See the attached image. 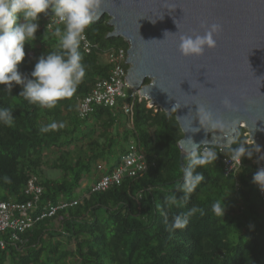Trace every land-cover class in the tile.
<instances>
[{"label": "trees", "instance_id": "obj_1", "mask_svg": "<svg viewBox=\"0 0 264 264\" xmlns=\"http://www.w3.org/2000/svg\"><path fill=\"white\" fill-rule=\"evenodd\" d=\"M51 15H41L36 40L25 45L19 65L25 75L42 54L58 49L54 32L63 26L53 22L46 31ZM109 20L104 16L86 30L90 51L84 41L80 47L86 75L74 96L57 107L28 103L19 96V85L12 94L0 86V107L14 116L12 126L0 125V202L27 201L31 179L43 190L32 216L48 212L49 203L78 202L20 233L15 242L9 234L0 235L7 242L6 249L0 248V264H264V203L253 182L256 152L246 129L237 131L231 147L243 143L253 157L225 176L223 158L230 153L215 148L218 159L196 169L204 180L184 199L182 168L188 161L179 148L184 135L175 110L150 108L148 100L135 95L118 100L113 109L97 107L88 117L80 116L79 101L114 68L106 55L129 48L123 38L109 37ZM125 104H132L133 117L125 114ZM51 122L64 127L39 132L40 125ZM131 143L140 147L148 169L106 192H94L104 174L123 163ZM50 170L62 177L50 179ZM173 194L177 203L166 205L165 197ZM223 200L224 217L211 210ZM194 206L201 211L188 218L187 227L170 230L173 216Z\"/></svg>", "mask_w": 264, "mask_h": 264}, {"label": "water", "instance_id": "obj_2", "mask_svg": "<svg viewBox=\"0 0 264 264\" xmlns=\"http://www.w3.org/2000/svg\"><path fill=\"white\" fill-rule=\"evenodd\" d=\"M97 11L99 20L110 18L109 37L128 44L131 88L152 107L175 110L183 156L192 141L200 149L206 140L225 148V133L201 126L196 105L234 122L231 146L244 128L255 152L264 155V0H100ZM214 24L221 28L216 49L202 57L181 55V36L203 35Z\"/></svg>", "mask_w": 264, "mask_h": 264}, {"label": "clouds", "instance_id": "obj_3", "mask_svg": "<svg viewBox=\"0 0 264 264\" xmlns=\"http://www.w3.org/2000/svg\"><path fill=\"white\" fill-rule=\"evenodd\" d=\"M99 4L100 0H0V86H4L2 90L12 94L13 87L19 85L22 88L19 96L30 104L46 109H53L60 101L73 97L86 75L80 52L81 42L85 40L86 30L100 18L101 13L97 11ZM49 12L52 15L46 31L51 28L53 22L63 26L56 27L54 32L58 38V49L42 54L30 75H25L19 71V65L26 56L25 45H32L36 40L40 17L48 16ZM220 31V26L214 24L203 35L194 33L181 36V55L185 58L202 57L207 50L216 49L215 36ZM168 34L170 33H165L166 38ZM196 106V119L201 126L207 125L210 131L219 130L225 133L224 147L230 153L228 157L231 161L242 163L245 157H253L243 143L235 148L231 147V127L234 122H226L203 105ZM224 107L233 109L230 100L224 101ZM13 121L14 116L10 108L0 107V125L12 126ZM63 127V123L51 122L40 125L38 130L44 134ZM192 143V150L186 154L188 163L182 168L183 184L180 191L184 193V199H188L204 180L203 173L196 169L216 161L219 156L213 143L209 144L207 140L203 142L205 146L202 150L199 145L193 141ZM253 182L264 192V167L256 172ZM176 203L175 194L165 197L166 205ZM211 210L214 214L224 217V200L215 202ZM198 211L201 210L194 206L186 214L173 216L170 230L185 229L189 223L188 218Z\"/></svg>", "mask_w": 264, "mask_h": 264}, {"label": "built area", "instance_id": "obj_4", "mask_svg": "<svg viewBox=\"0 0 264 264\" xmlns=\"http://www.w3.org/2000/svg\"><path fill=\"white\" fill-rule=\"evenodd\" d=\"M84 42V47L89 52L90 46L86 40ZM106 57L108 62L114 65V68L106 80L99 82L87 96L79 101L78 110L82 118L91 115L97 107L115 108L118 100L128 98L125 91L133 90L126 79L129 70V62H127L128 51H111ZM126 66L127 68H125ZM135 95L139 96V93L133 90V94L130 97H134ZM149 107L153 108L151 105ZM124 111L126 115L133 117L132 104H125ZM219 149L223 153L225 148ZM223 163L225 176H230L242 167V163H234L228 156L223 158ZM253 165L257 170L264 167V155L256 152ZM147 169L148 163L140 147L135 143H131L129 152L123 158V163L112 172L104 174L93 191L106 192L114 186H120L125 179L135 178ZM258 191L264 203V192L259 187ZM24 193L28 200L23 203L12 201L0 202V235L9 234V241L11 242L17 241L20 233L31 229L36 223L53 217L59 210H64L67 207H73L78 204L76 201L70 203L65 202L59 206H53L49 203L48 212H43L35 217L32 216V213L38 208L39 199L42 196L43 190L38 185L36 179H31L28 181ZM6 247L7 242L4 239L0 240V248L4 250Z\"/></svg>", "mask_w": 264, "mask_h": 264}, {"label": "rangeland", "instance_id": "obj_5", "mask_svg": "<svg viewBox=\"0 0 264 264\" xmlns=\"http://www.w3.org/2000/svg\"><path fill=\"white\" fill-rule=\"evenodd\" d=\"M125 94H126V96L127 97H130L132 94H133V90H126L125 91ZM248 135V134H247ZM248 143H250V140L248 141ZM47 176L50 178V179H60L61 177H62V173L61 172H59L58 170H53V171H49L48 173H47ZM93 180H94V178H93ZM92 181H90L87 185H89L90 186V183H91ZM86 185V184H85ZM84 185V186H85Z\"/></svg>", "mask_w": 264, "mask_h": 264}, {"label": "crops", "instance_id": "obj_6", "mask_svg": "<svg viewBox=\"0 0 264 264\" xmlns=\"http://www.w3.org/2000/svg\"><path fill=\"white\" fill-rule=\"evenodd\" d=\"M86 186V185H85Z\"/></svg>", "mask_w": 264, "mask_h": 264}]
</instances>
